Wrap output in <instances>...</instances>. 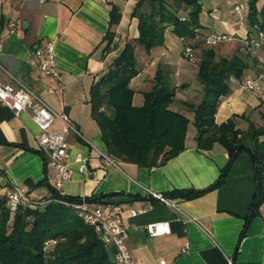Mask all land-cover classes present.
I'll return each mask as SVG.
<instances>
[{
  "label": "crops",
  "instance_id": "1",
  "mask_svg": "<svg viewBox=\"0 0 264 264\" xmlns=\"http://www.w3.org/2000/svg\"><path fill=\"white\" fill-rule=\"evenodd\" d=\"M137 0H0V62L5 70L36 91L40 98L56 111H64L70 121L98 147H103L99 128L89 112L88 92L91 82L99 78L124 40L138 34L136 16L131 15ZM200 12L197 28L201 34L226 33L230 40L211 46L218 56H231L243 50V39L255 31L246 22L249 0H198ZM264 3L258 0L257 8ZM119 8L120 19L115 24L111 48L104 50L103 36L108 30L111 5ZM237 6L238 10L234 8ZM181 11V10H180ZM164 42L144 53L136 45L138 74L129 80L134 89L132 101L142 103V90L151 84L156 66L161 67L167 81L175 86L176 99L168 107L183 112L189 119L192 112L180 100H191L181 90L191 86L190 77L196 74L197 50L193 57H184L183 42L166 28ZM54 45L55 67L60 77L53 78L39 72L32 62L37 48L46 42ZM245 55L247 64L241 78L230 77V90L221 96L214 120L219 123L232 114L245 113L256 124L264 114V63L260 57L264 44ZM163 54H162V53ZM259 78V87L247 89L241 85L242 77ZM0 77L9 80L7 73ZM182 95V96H179ZM194 99L195 96L193 97ZM236 126L244 129L245 119L236 117ZM190 124V123H189ZM39 129L28 114L13 115L10 108L0 102V197L12 184L23 183L35 198H45L50 187L34 186L45 178L49 183L51 170L45 169L44 157L37 151L35 136ZM184 145L176 155L159 166H139L121 159L115 165H102L100 158L73 133L67 135L69 166L72 177L66 179L59 190L65 195L99 197L101 202H117L123 208L122 222L126 226L125 246L134 264H264V200L255 216H250V201L255 193L254 165L247 152H240L232 160L225 181L206 192L189 199L171 196L177 208L164 204L146 193V189L166 193L171 189H201L217 177L225 166L228 153L218 143L210 149H195L193 135L185 132ZM88 155L91 171L79 173L73 153ZM28 181V182H27ZM51 184V183H50ZM144 208L130 214V209ZM152 221H167L169 231L148 235L145 225ZM244 233L240 236L241 228ZM109 248L108 246H106ZM185 248V251L182 250Z\"/></svg>",
  "mask_w": 264,
  "mask_h": 264
},
{
  "label": "trees",
  "instance_id": "2",
  "mask_svg": "<svg viewBox=\"0 0 264 264\" xmlns=\"http://www.w3.org/2000/svg\"><path fill=\"white\" fill-rule=\"evenodd\" d=\"M257 1L249 0L247 4L246 22L250 28H264V3L257 8ZM118 8L112 4L108 9L109 28L103 36L104 50L111 48L114 26L120 19ZM199 8L198 0H137L131 15L138 19V34L124 40L123 48L107 65V70L91 82L89 112L98 125L106 153L139 166H159L182 150L190 122L194 126L195 149H210L213 143H218L226 150V164L214 181L198 190L171 189L164 193L168 197L179 196L184 200L212 190L225 181L233 158L240 152H247L254 165L256 184L245 216L246 226L248 218L258 213L264 200V114H261V124H256L245 113L232 114L219 123L214 116L221 96L231 88L230 77L241 78L246 69L247 53L242 55L236 51L229 57L216 58V51L211 46L194 43V51L197 50L195 75L202 84V94L196 102L181 100L192 112L191 119L168 107L176 99V87L169 84L166 74L158 66L151 78V86L141 91L142 103L138 106L132 101L134 89L129 80L139 70L134 54L136 45H141L147 54L151 48L163 44L166 28L177 37L192 38L200 26L197 21ZM235 116L246 120V128L236 126ZM43 183L50 187L47 196L51 200L41 206L19 205L10 211L7 200L0 197V264H113L112 250L102 243L93 228L74 210L58 202L62 197L73 200L78 196L58 195L45 178L36 181L34 186ZM103 196L106 195L86 199L101 202ZM49 239L56 241L47 247Z\"/></svg>",
  "mask_w": 264,
  "mask_h": 264
},
{
  "label": "built area",
  "instance_id": "3",
  "mask_svg": "<svg viewBox=\"0 0 264 264\" xmlns=\"http://www.w3.org/2000/svg\"><path fill=\"white\" fill-rule=\"evenodd\" d=\"M41 1V0H40ZM238 10L237 6H234ZM264 21V16H263ZM183 42L181 52L184 57H193L194 43L200 42L201 45L212 46L217 43L230 40L232 36L226 33L210 32L201 34L195 31L192 38L179 36ZM243 50L250 53L253 47L264 44V28L255 27L252 34L247 35L243 39ZM0 42V49H1ZM54 45L51 41L46 42L44 48H37L34 53L32 62L36 65L39 72H43L53 78H59L60 73L55 67L56 61L53 56ZM162 53V52H161ZM163 54V53H162ZM260 63H264V51L260 57ZM0 71L7 73L10 76L9 80H4L0 77V102L10 108L13 115L18 116L24 112L29 115L35 126L39 129L35 136L37 151L44 157L45 169H50L48 177L51 186L57 190L58 195H65L59 190L64 181L72 177L73 169L69 166L67 149L69 141L67 135L73 133L76 137L84 142L89 148V151L95 153L100 158L102 165H115L117 160L115 157L106 153L103 147H98L92 141L87 140L82 132L73 125L69 116L64 111H56L45 100L40 98V95L29 86H26L21 80L16 78L11 73H8L3 64L0 62ZM261 76H259L260 78ZM259 78L242 77L241 85L247 89H256L259 87ZM73 160L76 163V168L79 173L91 171L89 167L90 157L82 154L79 151L73 153ZM11 189L5 194L4 199L7 200L8 208L13 211L19 205H26L30 208L45 204L51 200V197L35 198L30 195V189L26 184L11 183ZM148 195L155 197L168 206L177 208L171 198L164 195L162 192H155L146 189ZM58 200V199H56ZM58 202L68 206L74 210L80 219L90 225L97 237L102 240L105 246L112 250L113 264H134L129 250L125 246L126 226L122 222L123 208L117 202H102L89 201L85 196L80 195L76 199L67 197L59 198ZM144 208L130 209V214L135 215L138 212H143ZM148 235H160L169 231L167 221H152L145 225ZM55 239H49L48 244L55 243ZM185 251V248H182ZM159 264H167L164 259L159 260ZM228 264H234L231 259Z\"/></svg>",
  "mask_w": 264,
  "mask_h": 264
},
{
  "label": "rangeland",
  "instance_id": "4",
  "mask_svg": "<svg viewBox=\"0 0 264 264\" xmlns=\"http://www.w3.org/2000/svg\"><path fill=\"white\" fill-rule=\"evenodd\" d=\"M138 46L140 47L139 49H143L141 45H138ZM189 80L191 82L190 88L187 89V90H181V92L189 94V96H191V100L196 102L201 97L202 84L200 83L199 79H197L196 75L194 77H190ZM179 96H182V95H179ZM194 96H195L196 99L193 98ZM180 102H181V100H180ZM187 131H189V132H191V134H193L194 126H193V124L191 122H190V124H188L187 130H185V132L187 133ZM51 245L52 244H48L47 247L51 246ZM47 247H45V248H47Z\"/></svg>",
  "mask_w": 264,
  "mask_h": 264
},
{
  "label": "water",
  "instance_id": "5",
  "mask_svg": "<svg viewBox=\"0 0 264 264\" xmlns=\"http://www.w3.org/2000/svg\"><path fill=\"white\" fill-rule=\"evenodd\" d=\"M4 199V198H3Z\"/></svg>",
  "mask_w": 264,
  "mask_h": 264
}]
</instances>
